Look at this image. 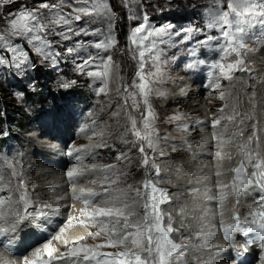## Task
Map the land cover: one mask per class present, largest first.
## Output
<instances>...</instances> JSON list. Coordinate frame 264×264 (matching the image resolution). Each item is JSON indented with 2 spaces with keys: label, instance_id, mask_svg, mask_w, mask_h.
Instances as JSON below:
<instances>
[{
  "label": "rangeland",
  "instance_id": "374dc122",
  "mask_svg": "<svg viewBox=\"0 0 264 264\" xmlns=\"http://www.w3.org/2000/svg\"><path fill=\"white\" fill-rule=\"evenodd\" d=\"M44 2L57 4L59 6L57 9H41L42 14L50 15L51 19H55L57 14L61 12L64 14L70 13L72 8L75 6H82V0H12L11 3L0 6V34L7 37L8 33L6 30L9 27V21L16 18L20 11L25 9H35L39 4ZM230 2L231 0H103V3L107 7L106 14L83 16L81 21H73L71 24V28L74 31L83 29L84 32H87L88 35L86 37L70 35L68 40H64L63 36L59 35V33L65 26H53L52 32L55 33V35H48V39L53 41V44L51 45L52 49L54 51L61 52V56L57 58L58 62L56 65H52L49 61L42 57L37 52L36 48L27 42V38L11 37L13 43L19 44L25 51L27 63L29 65L35 64L36 68L35 70H31V68H29L27 76H25L23 73L18 72L15 68L9 67L8 65H0V171L3 172L5 182L12 179L11 169H8L5 164V161H9L14 165L17 172L22 175L32 204L35 207L44 205L42 203L41 205L34 203V201H36V197L33 193V186H35V188L38 186V183L35 182V177L40 166L36 167L37 165L33 163L32 158L34 153L40 154V152H44V150H38V145L41 143L43 144V142H40L38 139L34 140L33 138L36 136L33 135L35 133H38L37 135H39V132L41 131L40 138L43 137L50 140L49 137H45V134L47 135V133H53V136H57V134L60 133H62V136L70 134L72 137L67 140V143L71 144L69 149L87 147L85 150L86 153L89 148L90 151L92 149L93 152L90 155L93 157L88 158L89 160H82L83 162L81 166L85 169V174H89L86 176V181L84 182L85 186L89 185L93 188H103L107 186L106 184L102 186L100 183H91L92 180L101 178L100 176L98 178H92L90 176L92 173L87 172V168L91 165H113L118 172L122 171L124 174L120 176L119 183L116 185V187L121 188H127L129 185H131L132 188H139L142 186V182L146 178L150 177L154 182H156V179L159 178V181L156 182L158 187H166L165 190H167L170 198V202L162 203L160 208L163 212L170 213L172 215L174 218L172 227L174 229H178L176 218L171 210V207L176 205V203H174L175 200L173 199V193L177 190H172L168 187L170 178H160L163 173H160L159 176H155L153 169L149 168L146 170L145 166L142 165V154L138 151L139 145L133 147L132 143H125V140L132 141L135 139L130 131L131 121L129 117L136 119L138 127H142L140 123L141 113L145 111V107L140 96L136 97V100L140 105L139 109L132 106V100L128 97V93L138 91L135 84L138 83L137 72L141 63L138 55L139 51H145V58L143 61L145 65V73L156 70L152 64V58H150L151 54L147 52V45L149 42L145 41V45L143 47L133 45L131 42V34L133 29L140 24H145L152 28L171 24L173 25L174 31L186 28L190 29L188 35L195 33V44L198 47L199 44L197 41L202 40L206 35H217L219 33L218 29L207 28L210 14L216 10L217 6L220 8H226L227 4ZM108 39L114 40L115 43L107 51L104 49L98 50L92 46L94 42H104ZM259 39L261 41L258 46L257 41H259ZM77 40H83L85 43L81 46L76 43ZM173 40L180 42L174 43ZM190 42L191 39L189 38L187 40H182L180 37L174 36L172 40H166L165 44L159 45V48L163 50L162 62L159 65V71L162 75L160 76L158 82L151 85L153 92L148 97L149 103L151 104V108L156 117L154 128L156 129L158 136L159 148L164 150L165 155L174 150L185 151L184 155L174 156V158H172V160L176 163L178 160H185L187 159L185 157L191 156L193 152L191 148L195 147L197 143L201 144L202 142L192 140L190 142H186L183 140V134L185 133L184 126H187L186 130H188V128L192 127L188 124L189 121L195 118L193 116L190 118L192 114L187 113L185 110L190 108V106L181 109L180 103H175L170 106L171 110H167V105H164V102H166V99L173 93V91L171 92L172 88L173 90L183 89V85L180 83L184 82V80L189 81V84L196 82L199 87H206L207 82L212 81V79L216 76V73H212L208 69L202 73L199 72L200 74L195 75L196 77L194 78L190 77V75L187 77L186 74H184L189 71L187 70L188 64L183 60L184 58H195L197 61H205L204 64H210L214 62L217 57L216 52L210 51V49L213 50L215 45L210 48L209 45L202 48L200 46L198 47L199 51L197 47H193L196 51L195 56L185 54L191 50L190 48H186L187 46L185 43ZM246 43L248 48L252 49L251 52L254 53V56L250 55L251 52L244 55L243 58L246 59L245 68L247 70L236 72L234 80H237L238 82H245L246 84L245 87L247 88L244 90L240 89L241 92L239 91L241 93V98L243 97V92L246 96V92L249 95L252 94L248 96V98L251 97L253 99L254 96L257 97L256 95L262 93L264 94V65L262 63L264 62V34L262 31L256 30V34L251 40L246 41ZM66 47H75L77 52L82 54L80 57H77V62L91 53L95 58V65L90 66L88 69L91 71L99 70V67L97 66H101L102 59L107 56H111L112 75L108 78L106 92H100V88L105 86L104 80L90 78L74 71V64L71 56L67 52L63 51ZM199 52L205 57H200ZM72 55H75V53ZM221 55H223V53ZM227 59L228 61H231L234 59V56H229ZM182 68L187 71L181 72L180 70H182ZM187 73L189 74V72ZM73 80L76 81L75 84L71 83ZM169 81H174L177 87L172 86L173 84ZM62 83L67 84L68 86L63 87L61 86ZM221 84L222 90L229 91L226 86H229L230 82L228 83V81L221 80ZM253 84L256 86L254 89L248 86H252ZM125 89H127V92ZM201 96L202 98H207L206 100L208 101L207 104L204 101L201 103L205 106L206 113H200L197 117L202 118L198 121L202 122L203 126L200 127H203L206 131V126H209V129H212L211 122L219 114V109L229 102L220 100L218 92H209L208 87L207 89H204ZM187 99L189 102L194 101L193 97ZM258 101L263 104V108H259V114H261L260 120L262 121L264 129V96L258 99ZM73 107H77L76 111H79V113H75L73 111ZM55 110L58 114H62L63 117H60L59 115V121L52 120L53 129L50 132L48 130L49 124L46 119L50 111L54 116H56L57 113ZM229 110L227 112L226 108L224 114H230L232 109L229 107ZM117 112L119 115H114V113ZM64 121L65 123H63ZM69 122L73 125L70 128L74 129L72 132L64 129L65 124L67 125ZM59 123H62V125ZM225 123L227 122L222 121L221 125L218 127L222 128ZM234 125L235 124H229L228 127L234 128ZM241 126L242 125L239 127L236 126V130H241ZM6 128V132L8 133L5 132ZM126 129L128 131H126ZM245 129L248 130L249 127H246ZM255 130L257 131V128L253 127L251 131L256 133ZM101 132H103V136L99 135ZM211 137L208 138L207 134L203 136L205 141H208ZM239 139L240 138L238 137V140ZM71 140H73V142H71ZM48 143L49 144L45 147L47 150H50L48 148L57 146L52 144L50 145V141H48ZM211 143V147L207 146L204 148L205 153L203 154H206V160H204L202 166H205V163L208 164V168L212 170L211 176L216 181V171H213V169H217L216 161L214 159V152L217 150L215 148L216 141L211 140ZM90 145L98 146L89 147ZM59 150L61 149L59 148ZM146 151L149 154L150 163L151 160H155L160 167V171H163L162 167H164V165L162 161L171 158L165 155L159 156L152 153L150 149H146ZM121 154H125L127 159H117V157ZM35 157H38V155ZM94 157L95 159L92 160ZM58 158L59 156L56 154L55 162ZM240 159H238L237 165ZM246 171L248 175H251V167H248ZM163 172L166 174V171ZM231 178L232 175L229 177V181H231ZM171 180H173V178H171ZM12 182L16 183L17 181L13 180ZM85 186L84 189H86ZM1 192V197L9 195L8 190ZM64 192H66L64 193L65 195L69 193L68 190ZM254 194V192L242 194L238 198L230 196L233 204L229 206L230 210L228 212V218L231 216L234 205L235 210L240 213V216L242 214L241 210L244 214L245 212H248L245 207V204L247 203L246 199L248 198L247 196L253 197ZM71 195L72 194L70 193L69 196ZM211 195L213 196L212 206H215V216L212 215L209 218L214 219L216 217L214 226H217L221 219L219 217L217 207L219 208L221 202L217 193L214 196L213 189L211 190ZM18 196V193L13 194V199H18ZM252 201L253 199H249V202ZM69 203L75 202L71 201ZM98 206L105 207L108 205L100 203ZM55 208L57 207H53V209ZM137 211L140 214L143 213V209L139 206H137ZM98 219L108 222L109 227H111V223L108 218ZM25 222V227L20 226V224L17 227H19L20 230L26 229L27 226L32 228L27 221L22 223ZM164 222L167 223V217H165ZM86 223L93 233L97 232L102 227V223L100 222H97L95 225H93L91 221ZM56 232L57 229L53 231V235ZM12 235H15L17 238L15 233H12ZM27 236L29 237V240L24 242H32L34 236ZM194 236L195 235L192 232L184 234L177 231L171 234V238L175 242L185 245L183 249L184 255L176 262V264H182L185 262L187 260V253L191 249L195 248L193 244L190 246L187 245L188 242H192ZM107 239L108 236L101 233V235L95 239L87 237L86 240L80 241L79 243L82 245L86 244L91 247L103 243ZM212 241L215 242L214 238H212ZM44 242L45 241H41V245ZM56 244L58 245L57 248L60 249L62 245H59L58 242ZM62 247H64L62 252H65V246ZM98 250L115 252L119 249L103 248ZM32 252L29 253L30 258H33ZM59 262L60 261H56L55 264H59ZM255 264H257V262ZM259 264H261V262H259Z\"/></svg>",
  "mask_w": 264,
  "mask_h": 264
},
{
  "label": "snow or ice",
  "instance_id": "6c2138e0",
  "mask_svg": "<svg viewBox=\"0 0 264 264\" xmlns=\"http://www.w3.org/2000/svg\"><path fill=\"white\" fill-rule=\"evenodd\" d=\"M12 0H0V6L11 3ZM57 4L41 3L35 9H25L20 11L16 18L9 21V27L6 30L7 37L0 34V65H8L15 68L18 72L27 76L28 69L35 70L36 65H29L25 58V51L19 44L13 43L11 37L27 38V42L32 44L37 52L49 61L52 65L57 64V58L61 56L60 51H54L51 47L52 40L48 35H55L52 28L55 25L65 26L59 33L64 40H68L70 35L77 37H86L87 32L83 29L74 31L71 28L73 21H81L83 16L104 15L107 7L103 0H82V6H75L70 13H59L55 19L50 15L42 14L41 9H57ZM208 29H218V35H206L202 40L197 41L201 46H208L212 41H216L223 53L220 58L208 66L216 73L212 82L214 91L219 94V99L229 100L232 98L231 91L222 90L221 80L233 81L235 73L246 71L244 55L251 52L246 41L251 40L256 34V30L264 31V0H231L226 8L216 7V10L210 14L207 23ZM190 29L181 28L179 31L173 30V25H161L155 28L145 24L137 25L131 34L133 45L143 47L145 41H148L147 52L151 54L155 71H144L145 51H139L140 58L138 83L135 87L138 91L128 93L132 100V106L139 109L140 105L136 100L137 96L142 98L145 111L141 113V125L138 127L137 120L129 117L131 121L130 131L135 138L132 141L125 140V143H132L133 147H138L142 154V165L147 169H153L154 175L159 176L160 167L155 160H151L146 149L152 153L164 156L165 152L158 146V136L154 128L155 113L149 103V95L153 92L152 84L159 81L162 75L159 71V65L162 62V49L159 45L165 44L166 40H172L173 37H180L182 40L188 39ZM174 43L180 41L173 40ZM77 44L83 45L85 41L77 40ZM115 41L108 39L104 42H94L95 49H104L107 51L114 45ZM63 51L67 52L74 64V71L90 77L102 79L105 86L100 88V92L107 91L108 78L112 75V58L107 56L102 59L99 70H88L90 66L95 65V58L89 53L85 58L77 62V57L82 54L77 52L75 47H66ZM75 55H72L74 54ZM189 55L195 56V49L189 50ZM229 56L234 59L228 61ZM196 63L204 64L203 60L197 61L189 67H195ZM76 81H71L75 84ZM63 87L67 84L62 83ZM127 92V89H125ZM183 89L181 93L183 94ZM235 98L229 100L221 109L219 114L212 120L211 128L212 141H216L214 159L216 161L217 171L215 176L218 178L216 183L220 191V202L222 206L220 229L223 231L225 240H232L233 233H242L244 237H249L241 248L243 253L249 251L248 245L259 242L264 249V158L252 150V139L240 142L238 137L242 132L228 134V125L235 124L237 127L244 123V120L250 119L246 114L242 115L237 111V105L233 102ZM231 107L230 114L225 115L226 108ZM146 113V114H145ZM118 116L119 113H114ZM222 121H226L222 128ZM187 129V126H184ZM126 131H128L126 129ZM103 136V132L99 133ZM227 137V138H226ZM166 139V137H165ZM208 142L207 140L205 141ZM98 145H90L96 147ZM83 147L73 148L67 152L68 156L74 153H81ZM234 155H239L240 160L236 167H229L226 171L233 173L229 183H223L219 177L224 175V161H232ZM79 156L77 160L79 161ZM117 159H127L125 154H121ZM6 167L11 169V178L7 182L4 180L3 172L0 171V191H9L6 197H0V245L6 251H13L14 244L11 234L16 231L17 226L27 221L37 228H42L47 222L50 208L49 205L35 207L28 195L27 188L22 175L17 172L14 165L5 161ZM251 167V175H248L246 169ZM87 172L96 173L101 178L92 180L91 183H100L103 192L107 193L105 197L101 192L92 189H77L74 179L85 174V169L80 167L79 163L66 172V175L72 183L73 198L82 201L84 207L80 209L81 215L88 217L89 221L95 225L97 222L102 223V227L95 233L88 232L85 235L76 237L74 240L67 238L64 234L66 229L77 219L68 215L67 222L61 226L55 235H52L42 247L36 248L32 252V257L22 256V264H54L56 261H64L65 264H176L183 255L185 245L175 242L171 238L173 232L179 231L174 229L172 224L174 218L170 213L161 210L162 203L170 202L167 190L158 187V184L152 178H146L139 188L116 187L119 178L124 173L117 171L113 165H91ZM16 180V183L12 181ZM35 187V186H33ZM193 191H198L194 189ZM77 192L79 193L77 195ZM256 192L258 196L252 197L253 207L247 214L241 217L235 211V205L230 216V222L224 220L223 206L230 196L240 197L242 194ZM18 193V199H13V194ZM131 194V195H130ZM100 198L97 200V198ZM103 203L105 207L98 206ZM137 206L143 209L140 214ZM30 209H32L30 211ZM167 217V223H165ZM98 218H108L111 223L99 220ZM83 223V221H81ZM104 233L108 239L95 246L80 244V241L86 240L87 237L95 239ZM62 243L66 251L61 252L59 248L54 247L53 242ZM214 249L222 248V245H212ZM113 248L119 249L115 252L99 251L98 249ZM0 264H14L6 258H0Z\"/></svg>",
  "mask_w": 264,
  "mask_h": 264
},
{
  "label": "bare ground",
  "instance_id": "6f19581e",
  "mask_svg": "<svg viewBox=\"0 0 264 264\" xmlns=\"http://www.w3.org/2000/svg\"><path fill=\"white\" fill-rule=\"evenodd\" d=\"M194 34L188 35V38L191 39V42L185 43L187 46L186 48L193 49V47H197V45L195 44L196 36ZM257 42H259V41H257ZM213 45H215V46H214L213 50L210 49V51L217 53V57L214 60V61H216L220 58V56H222L221 55L222 52L220 51V46L217 44V42H214V41H212L210 43L209 48L212 47ZM248 45H249V43H248ZM179 47H180V44H179ZM198 47H200V45H198ZM182 52H183V50H182ZM256 53H258V52H256ZM185 54H189V52H186ZM250 55L254 56V53L251 52ZM194 59L195 58H193V59H185L184 58L183 60H184V62H186L188 64L187 70H189V71H187L183 68L180 71L181 72H184V71L189 72L190 77L195 76L193 74L197 73V70L199 67L198 64L196 63V66L194 68L189 67V65H192L195 63ZM203 59H205V58H203ZM246 63H247V61H246ZM262 63L264 65V62H262ZM208 65H209V63H207L205 66L202 65L201 67L205 68ZM258 69H259V67H258ZM171 70H172V68H171ZM255 71H257V70H255ZM198 74H200V73H198ZM261 77H262V74H261ZM169 82H171L173 84L172 86L177 87V85L175 84L174 81H169ZM212 82H213V80L208 82V84H209L208 91L209 92L214 91L213 87L211 86ZM203 83H204V81H203ZM228 83H229V81H228ZM259 83H261V82H259ZM180 84L183 85V90H184L183 94L181 93V90H178V89L173 90V88H172V90L170 89L171 92L173 91V93L170 95V97H168L166 99V102H164V105H167V110H171L170 106H172V104H175V103H180L181 109H184V107L187 108L188 106H190V108L185 109V110L187 111V113L192 114L190 116V118L192 116L195 118H193L192 120L189 121L188 124L192 127L188 128V130H185V133L183 134V140L186 142H190L191 140L202 142L201 144L197 143V145L195 147L191 148L193 151L191 156L185 157V158H187L185 160L184 159L180 160V161L178 160L177 163L174 160H172V158H174V156L184 155L185 151L174 150V151L168 152L165 156H167L171 159H165L162 161L163 165H164V167H162V170L166 171V174H164L163 171H160V173H163V174H161L162 176L160 175L161 176L160 178H167V179L170 178L168 187L172 190H177L176 192L173 193V197H174L173 199L175 200L174 203H176V205H173L172 207H174V208L171 207V210L173 211V215L176 218V224H178L177 226H178L179 232H182L184 234H188V233L192 232L195 235L194 238L192 237L193 238L192 242L187 243L188 246L193 244L195 246V248L191 249L187 253V260L185 262H183L182 264H234L232 262V257H231L230 251L226 246H223L222 248H219V249H214L212 247V245H221V244H216L215 242L212 241V237H214V234H215L214 222H216V217L214 219L209 218L212 215L215 216V212H214L215 206L214 207L212 206L213 196L211 195V190L212 189L214 190V196L217 193L219 197H220V191H219V189L217 187V183H216L218 178H216V181H215V179L211 176L212 170H210L208 168V164L205 163L206 165L204 164L205 166H202L204 163V160H206L205 159L206 154H203V153H205L204 148H206L207 146L211 147V145H212L211 139H209L208 142L206 143L204 140L206 137L203 138V136L205 134H207L208 138H210L212 136L213 131H212V129H209V126H206V128H207L206 131L204 130L203 127H200L203 125H202V122L201 121L199 122L198 120L202 119V118L197 117L200 113L201 114L206 113L205 106L201 103H202V101H204L207 104L208 101L206 100L207 98L206 99L202 98L201 93H203L204 90L201 89V87H199L196 82L189 84V81L184 80V82H182ZM245 86H246L245 82H241V81L238 82L237 80H234V82L231 81L230 85L226 86V88L229 91H231L232 98H235L233 102L237 105V111L239 113H241L242 115L246 114L247 117H251L249 120L247 118L244 120V123L240 127L241 130L240 129L236 130L237 127L235 125H234V128L228 127V134H230L232 132L233 133L242 132V135L239 136V138H240L239 141L244 142V141H247L249 138H251L253 141V143H252L253 152L259 154V156L264 158V129L262 126V121L260 120L261 114H259V111H260L259 108H263V104H261L258 101V99L262 98L264 96V94L258 93L259 95H256L257 97L254 96L252 99L251 97L248 98V96H250L252 94L249 95L245 92V94H246V96H245L244 92L242 91L243 97L241 98L240 89L244 90L245 88H247ZM248 86L250 88H253V89H254V87H256L255 84H253L252 86L251 85H248ZM178 88H179V86H178ZM215 92H217V91H215ZM192 97H193L194 101L189 102L187 98H192ZM232 98H229V100H231ZM229 100H224V101L229 102ZM241 105H242V107H241ZM228 110H229V108H227V112H228ZM63 123H65V121ZM60 124L62 125V123H60ZM72 126L73 125H71V122H69L67 125L65 124L64 129L72 132L74 130L73 128L70 129ZM246 127H249V129L246 130L245 129ZM253 127L257 128V131L255 130L256 133H253L251 131ZM40 132H39V135H37L38 133L37 134L35 133L33 135V136H36L33 138L34 140L38 139L40 142H43V144L41 143L38 145L39 146L38 150H40V151L44 150V152H40V154L34 153L33 158H32L33 163L35 165H37L36 167L40 166L37 170L38 172H37V175L35 177V182L38 183V186L36 188L34 187V189H33V193L36 197V201H34V203H38L40 205H41V203L49 205L50 208L47 209V211H49V215L47 217L46 224H44V226L42 228L35 227V229H33V227L29 228L28 226H27L28 228L26 227V229H23V230H20L19 227L16 228V231L14 232L17 236L16 244L20 245V246H24V245L26 246L28 243H30V242H24L26 240H29V237L27 235H32L35 238V236H36L35 234L42 232L41 229H43L44 227L48 228L49 226L53 225V223H55L57 221L56 220V214L61 212L62 210H64L63 206H66L67 204H70V206H71L70 211L68 209V214L76 217L78 221L73 220L72 224L66 229L64 235L67 238H69L71 241V240H74L78 236H81V235L86 236V234L88 232H91L90 228L87 226V223H86V222H89L88 217L82 216L81 212H80V209L83 208L84 205L82 204V202L80 200H76V199L72 198L73 192L71 189H72V183L73 182H70L68 177L65 179V175H66V172L68 170H70L73 166H75L79 163L80 167H82L81 166L82 162H83L82 160H88V158H91L93 156L88 157V154L85 152L87 147H85L83 152L78 153V154L76 153V154L71 156L73 159H76V160H77V156H79L80 162L75 163V164L70 163L68 166H66V168H65L66 171H63L62 166L64 163H66V159L63 157L64 153L60 154V150H59L58 146H53L51 148H48L50 150H47L45 147L47 146V144H49L48 141H50V145L51 144L58 145L60 142L57 141V143H55L52 141H54L55 138L63 140L66 138V136H62V133L57 134V136H53L52 135L53 133H47V135L45 134V137H49L50 140H48L47 138H43V137L40 138L41 137ZM198 132H200V133H198ZM42 135H43V133H42ZM52 137H55V138L53 139ZM43 139H45V140H43ZM202 144H206V145H202ZM54 148H57V149H54ZM56 154L59 156V158L55 162ZM36 155H38V157H35ZM94 159H95V157L92 160H94ZM238 159H240V156L234 155L232 161H227V160L224 161L222 170L224 171L225 174L222 175L221 177H219V180L221 182H223V183H229L230 182L229 177L231 175L233 176V174L227 172L226 170L229 167H236ZM85 168H87V167H85ZM213 171H217V169L216 170L213 169ZM84 175L74 179V183H75V186L77 189L84 188V186H85L84 185L85 180L83 179ZM90 176L92 178H98L99 177V175L96 173H92V175H90ZM171 178H173V180H171ZM157 181H159V178L156 179V182ZM85 187H86V189H92L94 191L101 192L102 195L105 197L108 196L107 193L103 192V188H93L89 185H86ZM159 187L166 189V187H164V186H159ZM216 187H217V189H216ZM194 189H196L198 191H193ZM67 190L69 191V193L65 195L64 193H66V192H64V191H67ZM70 193L72 194L71 196H69ZM77 194H79V193L77 192ZM247 197H248L246 199L247 203L245 204L246 209H247V205L249 203H252V202H249V199H252V196H247ZM97 199H99V197ZM71 201H74L75 203H69ZM66 202H68V203H66ZM232 204H233V202L231 200V197H229L228 200L225 201V203H224V206H223L224 217L223 218H224V220H226V222L230 220V218H228V212L230 210L229 206ZM239 205H240V203H239ZM251 205H253V203ZM53 207H57V208L53 209ZM217 210L219 211V217L221 218V215H220L221 210H222L221 203H220L219 208L217 207ZM241 212H242V214H241L242 217L247 214V212H245V214H244V212L242 210H241ZM81 221H83V223H81ZM20 226L25 227L26 222L20 223ZM61 226H63V225H60L59 228ZM59 228L57 229V232H58ZM40 240L47 242V240H45V238H41ZM56 243L57 242H55V241L53 242L54 247L58 246ZM42 245L39 242L36 248H40V247H42ZM59 245L64 246L62 243H59ZM62 246L59 249L61 252L64 250V247H62ZM198 249H201V250H198ZM250 250H251V253H253V255H255L257 253L255 247H251ZM25 254H27V256H29L28 251H26ZM2 255L0 252V258ZM3 257H4V255L2 256V258ZM10 261L14 262V259L11 258ZM259 262H261V264H264V260L257 261V264H259ZM59 264H65V262L60 261Z\"/></svg>",
  "mask_w": 264,
  "mask_h": 264
}]
</instances>
